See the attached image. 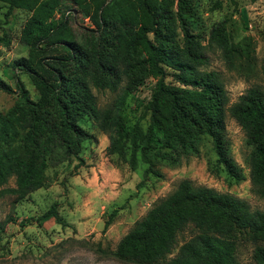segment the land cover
<instances>
[{"label":"trees","instance_id":"1","mask_svg":"<svg viewBox=\"0 0 264 264\" xmlns=\"http://www.w3.org/2000/svg\"><path fill=\"white\" fill-rule=\"evenodd\" d=\"M0 1L7 4L6 12L14 7L31 12L24 30L31 53L13 60L15 86L0 75V90L19 97L16 112L0 110V187L13 176L8 190L21 198L44 184L47 167L71 156L79 159L75 166L83 164L80 144L89 132L81 122L87 119L110 132L107 153H117L131 169L143 162L144 174L162 177L161 164L179 165L198 153L206 138L216 156L211 170L222 169L238 182L244 174L230 152L229 114L250 147L252 190L264 197V84L252 83L229 102L220 71L205 68L215 50L229 69L243 65L225 19L215 22L203 40L189 26L195 0H71L99 33L92 57L64 36L66 19L54 17L61 0ZM220 6L215 0L211 8ZM9 42L6 33L0 34L1 44ZM19 72L30 76L38 99L30 98ZM148 76L154 82L142 103L145 127L139 120L127 124L121 112L98 104L94 88L116 91L125 82L129 93ZM117 210L109 213L104 229ZM50 215L60 221L55 203L42 217ZM188 226L192 233L179 243ZM244 241L252 251L250 261L242 263L237 248ZM112 253L136 264H264V210L182 178L134 222Z\"/></svg>","mask_w":264,"mask_h":264},{"label":"rangeland","instance_id":"2","mask_svg":"<svg viewBox=\"0 0 264 264\" xmlns=\"http://www.w3.org/2000/svg\"><path fill=\"white\" fill-rule=\"evenodd\" d=\"M214 1L195 0V13L188 21L191 30L205 40L215 22L226 20L231 43L241 55L237 60L243 65L229 69L215 50L209 52L210 60L205 68L220 71L231 102L252 83L264 84V0H221V6L212 9ZM6 11L7 4L0 1V34L6 33L10 38L8 45L0 43V75L14 87L13 60L31 53L24 32L31 12L17 7ZM54 17L66 19L64 36L67 39L76 41L95 56L99 33L90 29L93 23L89 16L71 0H61ZM19 77L30 98L38 99L39 92L30 76L19 72ZM166 79L170 80L171 76L167 75ZM153 82L154 78L148 76L129 93L125 91V82L116 91L93 90L100 107L121 112L127 124L139 120L145 127L148 117L143 114L142 103L149 97ZM18 98L15 92L0 90V110L16 112L14 103ZM81 124L89 132L80 144L83 164L75 166L79 159L71 156L47 167L44 184L21 198L8 190L15 184L13 176L0 187V225L4 228L0 231V264H136L113 255L116 243L182 178L231 193L245 199L251 209L264 210V197L252 190L247 162L250 147L245 142L243 129L229 114L226 134L230 152L244 174V179L238 182L230 181L222 169L217 173L211 170L216 156L206 138L199 152L184 157L179 165L161 164L163 176L157 177L143 173L146 166L143 162L131 169L117 153H107L110 132L100 129L93 120L87 119ZM52 203L60 221L53 215L42 217ZM114 208L118 210L104 229V221ZM192 231L188 226L179 233V243ZM176 251L177 246L169 255ZM251 251L249 241L238 246L237 255L242 263L250 261Z\"/></svg>","mask_w":264,"mask_h":264}]
</instances>
